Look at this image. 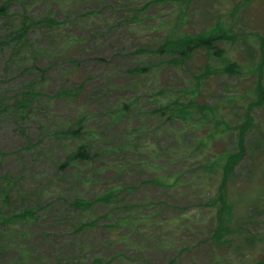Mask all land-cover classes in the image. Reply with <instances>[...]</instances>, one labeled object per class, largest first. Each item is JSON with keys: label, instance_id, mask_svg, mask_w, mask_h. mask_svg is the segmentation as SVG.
Returning a JSON list of instances; mask_svg holds the SVG:
<instances>
[{"label": "rangeland", "instance_id": "obj_1", "mask_svg": "<svg viewBox=\"0 0 264 264\" xmlns=\"http://www.w3.org/2000/svg\"><path fill=\"white\" fill-rule=\"evenodd\" d=\"M6 5L0 101L12 108L40 78L42 97L24 120L15 109L0 115V264L264 262V0H0ZM25 18L37 22L20 44ZM175 25L178 34L231 32L225 48L239 76L203 52L180 63L162 56ZM176 98L195 102L184 120L166 107ZM78 121L91 160L61 169ZM236 152L228 189L237 242L224 246L207 240L205 204L217 184L199 169ZM110 192L116 215L108 204L74 205ZM30 210L34 221L19 217Z\"/></svg>", "mask_w": 264, "mask_h": 264}, {"label": "trees", "instance_id": "obj_2", "mask_svg": "<svg viewBox=\"0 0 264 264\" xmlns=\"http://www.w3.org/2000/svg\"><path fill=\"white\" fill-rule=\"evenodd\" d=\"M142 9L134 10L132 12L133 18H136L140 14ZM7 14V5L0 7V15ZM181 19H184L182 16ZM51 20V19H50ZM37 22V21H36ZM31 22L28 18L22 20L21 30L14 36L17 39V43H22L26 37V33L30 28L29 25L36 23ZM179 26L175 25L170 28V32L174 35L172 38L164 37L162 39V44L157 48L158 52L164 56V54H169V58H172V63H180L185 60H188L193 53L203 52L206 57L216 61L220 66L221 70L232 77H238L239 66L235 61H232L228 54L227 49L225 48L229 41L232 39V33L225 30L223 27L219 26L215 30H208L204 33L197 35L189 34H178ZM42 82V78L33 82L29 87H27L25 93L21 92L15 102L16 104L10 108L4 105L3 101H0V115H3L6 110H16L19 114V119L24 120L26 118V111L32 105V102L37 97H42V95L37 91V85ZM260 82V81H259ZM40 90V88H39ZM258 90L261 91L260 83L258 84ZM192 99V98H190ZM259 100L263 99L262 95H259ZM181 99H174L166 104V107L170 109V115L175 119L184 120L188 115V106L190 104L195 105V102L189 101L186 104H182ZM165 104V103H164ZM256 103H252L247 111L246 119L240 124L239 139L242 140L244 134L251 127V118L248 116L250 110ZM155 111V114L159 112ZM15 112V111H14ZM171 118V117H170ZM77 127L75 129H69V135L72 138L71 140L74 143V148L70 150L69 154L66 155V161L60 165L59 168L67 167L69 163H88L91 160V150L85 141H79L81 137L80 132L82 130V122H77ZM240 152V151H239ZM241 153L236 152L233 155L227 157L217 156L213 161L211 168L206 171L203 168L199 169L200 176L204 179L211 177V179L216 181V188L213 192V196L207 199L206 207L210 209L212 214V229L207 236V240L210 242L220 243L224 246H232L235 242V232L233 230L234 215H233V206L230 202V191L228 189V183L232 175L234 174V168L239 161ZM218 162V163H217ZM217 163V165H216ZM203 166V164H201ZM211 171V172H210ZM5 191H3L4 193ZM112 192L104 194L101 197H98L97 200L93 203L76 199L74 205L76 207H87L94 204H101L104 207L109 206V210L112 215H116V207L112 199ZM6 195L2 196L0 194V210L3 209L6 203ZM4 204V205H3ZM131 214V213H129ZM122 215V214H121ZM124 215V214H123ZM19 217L25 220V222L34 221L36 217V211H23ZM11 218V217H9ZM133 216H125L123 220H130ZM117 226V225H116ZM114 227H112L113 229ZM254 264H264V262L259 261Z\"/></svg>", "mask_w": 264, "mask_h": 264}]
</instances>
